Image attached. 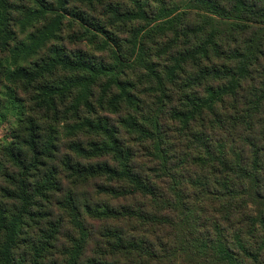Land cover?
<instances>
[{
  "label": "trees",
  "instance_id": "16d2710c",
  "mask_svg": "<svg viewBox=\"0 0 264 264\" xmlns=\"http://www.w3.org/2000/svg\"><path fill=\"white\" fill-rule=\"evenodd\" d=\"M20 1L0 264H264V0Z\"/></svg>",
  "mask_w": 264,
  "mask_h": 264
},
{
  "label": "rangeland",
  "instance_id": "374dc122",
  "mask_svg": "<svg viewBox=\"0 0 264 264\" xmlns=\"http://www.w3.org/2000/svg\"><path fill=\"white\" fill-rule=\"evenodd\" d=\"M23 1L24 2L20 1L18 3H20L21 5L25 4L27 7H30V8L33 7L30 11L33 10V12H34V11H36L39 8V6H37L36 3H35L36 0H23ZM187 1L188 0H174L176 5L186 4ZM47 3H49L50 5L46 4V6L48 8H51V5L54 4L55 1L54 0H48ZM38 16L39 17H43V16H40V14H38ZM39 17L36 18V16L34 15L33 20L29 21L28 23L24 22V19H25L24 16H22L20 18V20L13 27V29H14V31L16 33V37L18 39L17 41L25 40L27 38V36L29 34H31L36 27H38L40 21L42 20V18H39ZM50 18H52V17H50ZM69 26H70L69 23L65 22V26H64V29H63L64 30L63 31L64 32L63 33L64 36H67L69 34V32H70V27ZM89 46H90V48L92 50V53H94V54H99L100 55L103 52H105V51H102L100 46H96V45H93V44H90ZM104 55H106V54H104ZM106 56L109 57L110 59H112V57L109 55V53ZM7 97H8L7 96V92L4 91L3 92V98H2L3 99L2 100L3 101L2 104L0 102V114H2V115L5 113V107H6L5 101H8ZM16 112L17 111L10 112L8 114V120L0 125V142H2L3 139H5V138H7L9 136V129L11 127V124H13L14 121H16V118H17Z\"/></svg>",
  "mask_w": 264,
  "mask_h": 264
}]
</instances>
